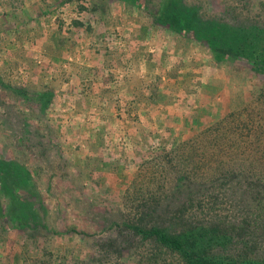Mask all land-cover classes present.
<instances>
[{
    "label": "rangeland",
    "instance_id": "1",
    "mask_svg": "<svg viewBox=\"0 0 264 264\" xmlns=\"http://www.w3.org/2000/svg\"><path fill=\"white\" fill-rule=\"evenodd\" d=\"M161 2L0 0V157L27 165L55 231L32 253L22 224L0 218V264H148L134 242L109 247L102 218L172 195L188 172L206 181L218 168L209 138L242 132L226 118L263 76L158 24ZM186 3L205 20H264V0ZM234 138L220 143L223 167L264 160L263 142L256 153Z\"/></svg>",
    "mask_w": 264,
    "mask_h": 264
},
{
    "label": "trees",
    "instance_id": "2",
    "mask_svg": "<svg viewBox=\"0 0 264 264\" xmlns=\"http://www.w3.org/2000/svg\"><path fill=\"white\" fill-rule=\"evenodd\" d=\"M157 14L158 24L185 35L193 33L218 62L250 63L251 70L263 76V85L249 104L240 102L226 118L242 120L236 125L242 124L241 133H235L232 125L228 131L209 138L219 146L218 168L208 167L213 175L201 182L188 172L172 194L175 196L153 194L139 201L142 209L103 217V232L107 234L104 241L109 247L138 244L135 254L141 263L264 264V160L251 158L245 165L238 162L232 168L223 167L226 151L220 147L226 137H235L238 150L248 145L260 153L256 143H264V20L249 26L226 19L205 20L200 16L202 11L199 14L198 8L188 6L186 0H162ZM261 155L264 159V150ZM37 190L27 165L3 153L0 218L22 224L27 250L31 252L33 246L32 253L39 250L43 236L55 234L46 212H40L44 202L35 200ZM22 192L24 195H20ZM25 194L34 198H25ZM180 194H184L182 202Z\"/></svg>",
    "mask_w": 264,
    "mask_h": 264
},
{
    "label": "crops",
    "instance_id": "3",
    "mask_svg": "<svg viewBox=\"0 0 264 264\" xmlns=\"http://www.w3.org/2000/svg\"><path fill=\"white\" fill-rule=\"evenodd\" d=\"M86 78L89 79V75H88V77H86ZM95 87H96V85H95ZM95 87H94V88H95Z\"/></svg>",
    "mask_w": 264,
    "mask_h": 264
}]
</instances>
